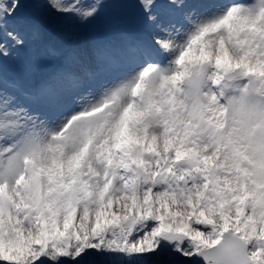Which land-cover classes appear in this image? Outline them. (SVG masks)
<instances>
[{
    "label": "snow or ice",
    "instance_id": "6c2138e0",
    "mask_svg": "<svg viewBox=\"0 0 264 264\" xmlns=\"http://www.w3.org/2000/svg\"><path fill=\"white\" fill-rule=\"evenodd\" d=\"M135 4L27 84L2 66L43 33L0 0V264H264V0Z\"/></svg>",
    "mask_w": 264,
    "mask_h": 264
},
{
    "label": "rangeland",
    "instance_id": "374dc122",
    "mask_svg": "<svg viewBox=\"0 0 264 264\" xmlns=\"http://www.w3.org/2000/svg\"><path fill=\"white\" fill-rule=\"evenodd\" d=\"M102 1L106 3L107 7L103 10L100 9L99 15L94 20L88 22H81L76 18L61 22L52 21L47 16L46 8L44 7L47 0H21L19 15L28 24L37 25L38 23V26L43 27L47 31L46 33L51 35L47 37L43 33V30V40L38 43L47 40L57 50H64L71 43L87 51L92 41L98 40L100 36L105 34L113 38L114 34L112 31H117L121 26L132 31H137V8L135 0ZM10 59L12 60L11 65L13 68L19 71L17 56ZM52 59L56 60L58 58L55 56ZM30 60L34 65L33 73L31 74L32 80L37 78L35 72L41 68H36L37 62H41V59L34 46H32Z\"/></svg>",
    "mask_w": 264,
    "mask_h": 264
}]
</instances>
